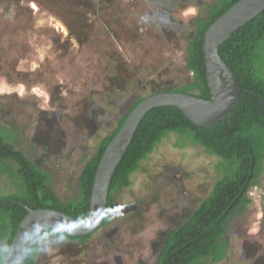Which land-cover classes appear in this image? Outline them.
I'll list each match as a JSON object with an SVG mask.
<instances>
[{"label": "rangeland", "instance_id": "obj_1", "mask_svg": "<svg viewBox=\"0 0 264 264\" xmlns=\"http://www.w3.org/2000/svg\"><path fill=\"white\" fill-rule=\"evenodd\" d=\"M215 1L0 0L6 142L49 174L61 200L74 198L85 162L138 96L193 80V20L207 16ZM220 161L167 133L129 175L130 184L113 192L109 220L86 241L45 233L37 264H157L166 232L209 193L222 174ZM5 164L18 167L12 158L0 163V196L19 190ZM248 196L228 223L225 258L208 264H264V168Z\"/></svg>", "mask_w": 264, "mask_h": 264}, {"label": "trees", "instance_id": "obj_2", "mask_svg": "<svg viewBox=\"0 0 264 264\" xmlns=\"http://www.w3.org/2000/svg\"><path fill=\"white\" fill-rule=\"evenodd\" d=\"M237 1L216 0L209 6L207 16L193 20L194 32L187 51V67L193 80L179 89L169 88L168 91L195 94L192 90L196 89L195 95L206 99L211 97L205 71L204 34L211 23ZM219 54L242 87L256 96L240 92L225 119L210 127L195 124L175 106L150 109L139 122L112 177L102 226L109 220L108 213L114 207L113 192L130 184L129 175L167 133L176 132L179 138L191 139L221 158L218 164L223 168L221 176L190 216L177 228L166 232L157 264H208L225 258L228 243L224 234L228 223L251 202L248 192L257 184L264 168V102L259 99L264 101V10L225 39L219 47ZM143 98L138 96L114 129L102 137L96 152L79 173V193L64 201L48 185L49 174L24 152L6 142L10 139L8 129L0 132V163L12 158L18 166L13 170L11 165L5 164L2 171L15 177L19 187L14 193L0 196V243H4L0 249V264L27 213L26 207L56 209L82 222L87 219L94 177L102 154L128 114ZM47 232L79 241H86L93 234L72 236L46 228L43 235ZM42 236L23 264H37Z\"/></svg>", "mask_w": 264, "mask_h": 264}, {"label": "water", "instance_id": "obj_3", "mask_svg": "<svg viewBox=\"0 0 264 264\" xmlns=\"http://www.w3.org/2000/svg\"><path fill=\"white\" fill-rule=\"evenodd\" d=\"M264 10V0H238L207 28L203 39L205 71L211 92L209 99L179 91H161L144 97L128 114L118 132L105 148L96 169L89 212L85 221L51 208L26 207L17 232L6 249L1 264H23L46 228L80 236L94 233L107 213L114 171L125 154L142 117L156 106H175L195 124L210 127L223 121L234 107L240 92L254 96L242 87L235 73L219 54L225 39ZM260 101L264 102L261 98Z\"/></svg>", "mask_w": 264, "mask_h": 264}]
</instances>
